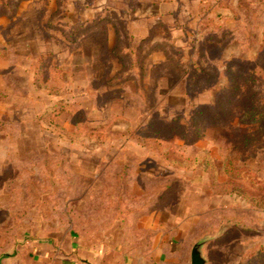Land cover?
<instances>
[{"label": "rangeland", "instance_id": "1", "mask_svg": "<svg viewBox=\"0 0 264 264\" xmlns=\"http://www.w3.org/2000/svg\"><path fill=\"white\" fill-rule=\"evenodd\" d=\"M227 9L132 45L91 0H0V252L72 231L127 264H189L198 241L206 264H264V120L246 117L264 103V0ZM215 100L225 118L195 140L145 132Z\"/></svg>", "mask_w": 264, "mask_h": 264}, {"label": "crops", "instance_id": "2", "mask_svg": "<svg viewBox=\"0 0 264 264\" xmlns=\"http://www.w3.org/2000/svg\"><path fill=\"white\" fill-rule=\"evenodd\" d=\"M67 1L85 3L90 0ZM91 1L100 14L111 15L125 22L121 33L131 43L163 40L155 34H180V37L185 35L187 40L195 28L206 30L209 25L207 18L215 14H229L228 9L217 11L218 3L228 0ZM80 243V238L72 231L63 236H33L22 240L11 251L0 252V264H127L126 255L118 253L117 249L100 252L95 247L87 248Z\"/></svg>", "mask_w": 264, "mask_h": 264}, {"label": "trees", "instance_id": "3", "mask_svg": "<svg viewBox=\"0 0 264 264\" xmlns=\"http://www.w3.org/2000/svg\"><path fill=\"white\" fill-rule=\"evenodd\" d=\"M131 52L133 53V57H131V66H134L137 64V54L136 49L131 48ZM229 72V70H228ZM229 77V88L231 86H235V78ZM252 98H255L252 96ZM257 102V100H256ZM218 101L215 100L211 105L206 106H199L191 110L187 115L182 114H176L174 116H171L166 119H150L145 124V132L151 131L154 127V125L159 124L161 126L162 130H165L166 132L174 133L173 135H176L175 132H178L177 134H182L184 136H189L190 140L197 139L198 136H200V132L202 128L206 124H217L223 122L225 116L224 113L220 110H218ZM247 122L252 124L255 123L258 125V123L262 122L264 120V103L261 105L254 103L249 106V109L246 112ZM160 133V130L158 132H155V135H158ZM181 135V136H182ZM183 136V137H184ZM151 140L152 138H146L145 141ZM155 140V139H154ZM154 141H152L153 143ZM148 145V143H146ZM168 145L167 143H165ZM163 142L159 141V139L155 140V143L153 145H162L165 146ZM170 145V144H169ZM170 149L162 148L160 151V156L164 158L166 161H169L171 163H176L175 159H172ZM173 154V153H172ZM195 161H198L197 157L194 158ZM209 162L206 160L205 164H208ZM234 163L233 162H225L224 164V171L229 176H234V172L236 170L233 168Z\"/></svg>", "mask_w": 264, "mask_h": 264}, {"label": "water", "instance_id": "4", "mask_svg": "<svg viewBox=\"0 0 264 264\" xmlns=\"http://www.w3.org/2000/svg\"><path fill=\"white\" fill-rule=\"evenodd\" d=\"M204 241L196 242L190 251V262L189 264H206V260L202 254V247Z\"/></svg>", "mask_w": 264, "mask_h": 264}]
</instances>
